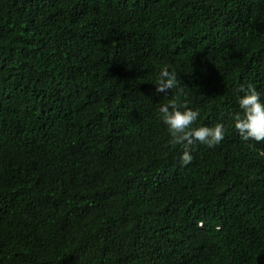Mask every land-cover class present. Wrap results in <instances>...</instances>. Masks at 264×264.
Instances as JSON below:
<instances>
[{
	"label": "trees",
	"instance_id": "16d2710c",
	"mask_svg": "<svg viewBox=\"0 0 264 264\" xmlns=\"http://www.w3.org/2000/svg\"><path fill=\"white\" fill-rule=\"evenodd\" d=\"M176 73L181 95L156 93ZM264 0H0V264H264ZM225 124L181 165L157 109Z\"/></svg>",
	"mask_w": 264,
	"mask_h": 264
},
{
	"label": "clouds",
	"instance_id": "9594fccd",
	"mask_svg": "<svg viewBox=\"0 0 264 264\" xmlns=\"http://www.w3.org/2000/svg\"><path fill=\"white\" fill-rule=\"evenodd\" d=\"M156 93L168 95L170 92L176 95L183 93L179 85L176 73L166 66L158 75L155 83ZM241 95L238 97V108L231 119L235 130L241 140L261 142L264 141V92L257 90L249 84L241 85ZM159 119L166 125L169 135L168 144L181 149L180 163L188 165L193 159L191 146L199 142L208 148H214L225 136L227 128L223 123H215L213 126L196 125L200 116L199 109H192L186 104H177L170 100L163 103L157 109Z\"/></svg>",
	"mask_w": 264,
	"mask_h": 264
}]
</instances>
